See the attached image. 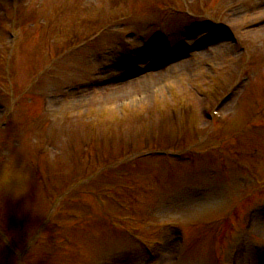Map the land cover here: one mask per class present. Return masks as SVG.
Listing matches in <instances>:
<instances>
[{"label": "rangeland", "instance_id": "1", "mask_svg": "<svg viewBox=\"0 0 264 264\" xmlns=\"http://www.w3.org/2000/svg\"><path fill=\"white\" fill-rule=\"evenodd\" d=\"M262 104L264 0H0V264H264Z\"/></svg>", "mask_w": 264, "mask_h": 264}, {"label": "clouds", "instance_id": "2", "mask_svg": "<svg viewBox=\"0 0 264 264\" xmlns=\"http://www.w3.org/2000/svg\"><path fill=\"white\" fill-rule=\"evenodd\" d=\"M30 179L25 162L18 161L14 153H0V194L6 193L14 201L25 198L30 191ZM9 239V236L0 237V245Z\"/></svg>", "mask_w": 264, "mask_h": 264}, {"label": "bare ground", "instance_id": "3", "mask_svg": "<svg viewBox=\"0 0 264 264\" xmlns=\"http://www.w3.org/2000/svg\"><path fill=\"white\" fill-rule=\"evenodd\" d=\"M146 56H149L148 54L146 55ZM145 56V54L144 55H142V57H146ZM148 58L149 57H146V58H142L144 61H146V60H148ZM159 60H157V59H150L149 61H148V63L146 64V65H144L145 67H147V68H149V67H156L158 64H159ZM119 64H121V68H123V70H124V72H125V74L126 75H129V71H127V68L125 67L126 66V64H125V61H123V63H121V62H119ZM143 70H144V68H143ZM139 82H141V80H139V79H137V80H135V83H139Z\"/></svg>", "mask_w": 264, "mask_h": 264}]
</instances>
